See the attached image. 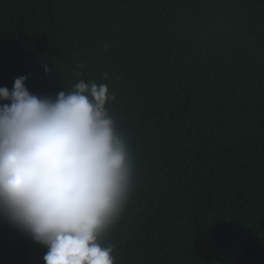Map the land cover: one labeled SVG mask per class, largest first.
Returning a JSON list of instances; mask_svg holds the SVG:
<instances>
[{
    "label": "trees",
    "instance_id": "16d2710c",
    "mask_svg": "<svg viewBox=\"0 0 264 264\" xmlns=\"http://www.w3.org/2000/svg\"><path fill=\"white\" fill-rule=\"evenodd\" d=\"M22 76L115 95L137 163L115 264H264V0H0V88ZM46 251L0 219V264Z\"/></svg>",
    "mask_w": 264,
    "mask_h": 264
},
{
    "label": "clouds",
    "instance_id": "9594fccd",
    "mask_svg": "<svg viewBox=\"0 0 264 264\" xmlns=\"http://www.w3.org/2000/svg\"><path fill=\"white\" fill-rule=\"evenodd\" d=\"M27 80L0 88L10 102L0 105V219L47 249L44 264H115V245L102 241L137 180L131 142L109 114L115 95L80 80L36 96Z\"/></svg>",
    "mask_w": 264,
    "mask_h": 264
}]
</instances>
